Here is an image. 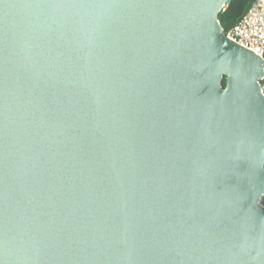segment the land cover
<instances>
[{"label": "water", "instance_id": "obj_1", "mask_svg": "<svg viewBox=\"0 0 264 264\" xmlns=\"http://www.w3.org/2000/svg\"><path fill=\"white\" fill-rule=\"evenodd\" d=\"M227 2L0 0V264H264V56Z\"/></svg>", "mask_w": 264, "mask_h": 264}, {"label": "built area", "instance_id": "obj_2", "mask_svg": "<svg viewBox=\"0 0 264 264\" xmlns=\"http://www.w3.org/2000/svg\"><path fill=\"white\" fill-rule=\"evenodd\" d=\"M225 7L226 5L223 6L222 10H225ZM226 34L243 46L264 56V0H253L248 9ZM262 80L261 91L264 93Z\"/></svg>", "mask_w": 264, "mask_h": 264}, {"label": "trees", "instance_id": "obj_3", "mask_svg": "<svg viewBox=\"0 0 264 264\" xmlns=\"http://www.w3.org/2000/svg\"><path fill=\"white\" fill-rule=\"evenodd\" d=\"M252 2L253 0H228L225 10L218 13V19L226 32L239 20ZM262 82L264 83V79ZM223 83L226 85L225 78Z\"/></svg>", "mask_w": 264, "mask_h": 264}]
</instances>
